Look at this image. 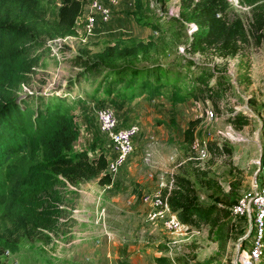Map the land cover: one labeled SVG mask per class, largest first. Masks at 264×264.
<instances>
[{
  "label": "rangeland",
  "instance_id": "obj_1",
  "mask_svg": "<svg viewBox=\"0 0 264 264\" xmlns=\"http://www.w3.org/2000/svg\"><path fill=\"white\" fill-rule=\"evenodd\" d=\"M63 1L39 4L54 19ZM225 1L227 9L212 25V20L185 23L182 18L204 0H150L165 17L156 32L132 16L134 0H121L111 8V21L99 22L93 36L85 34L78 20L76 34L60 47L43 41L44 48L53 46L51 54L29 83L17 88V97H66L77 135L60 152L43 141L31 142L10 161L15 174L0 189V264H157L155 258L162 256L173 264H249L256 230L251 200L264 189V173L257 182L264 167V0ZM200 26L208 35L198 43ZM139 43L147 48L137 61L130 57L133 65L180 68L189 86L194 67L187 62H195L215 73L211 83L224 85L223 97L174 105L168 95L143 100L138 108L136 101L129 107L137 108L133 113L129 108L117 113L121 126L134 122L140 127L134 153L116 177L106 169L90 175L91 166L109 163L115 152L97 124L100 103L88 102L101 75L79 77L83 69L76 60L91 59L108 46L131 49ZM110 108L117 112L119 106ZM207 111L214 119H208ZM196 140L208 144L205 159L198 157ZM94 146L90 159L76 156ZM57 153L72 156L73 163L54 164ZM19 168L58 180V228L36 223L18 204L24 184ZM179 176H188L190 186ZM185 187L200 205L213 207L208 223L192 222L185 224L186 231L171 233L146 221L145 194L161 191L170 206V197ZM241 200L249 204L247 213L235 215L233 208ZM257 264H264V249Z\"/></svg>",
  "mask_w": 264,
  "mask_h": 264
},
{
  "label": "trees",
  "instance_id": "obj_2",
  "mask_svg": "<svg viewBox=\"0 0 264 264\" xmlns=\"http://www.w3.org/2000/svg\"><path fill=\"white\" fill-rule=\"evenodd\" d=\"M39 1L0 0V189L15 174L10 161L31 142L43 141L60 152L64 148H69L77 135L70 114L73 106L66 97L28 96L21 99L17 97L16 90L19 86L29 83L31 74L51 54L50 47H43L45 39L53 40L76 34V23L83 16L88 0H64L54 19L46 16ZM162 2L164 4L165 0ZM134 3L135 12L132 16L138 24L152 28L156 32L161 31L159 23L165 19L164 14L158 15L157 7L154 8L150 0H134ZM226 9L225 0H204L201 6L191 10L193 12L190 14H183L182 18L185 23L201 19L204 21L203 24H208L212 20L214 25L217 23L214 21L217 14ZM178 21L168 19L169 23ZM235 29L240 31L239 27ZM200 30V33L195 34L198 43L208 35L206 28L200 26ZM193 47L197 48L198 45L195 44ZM146 48L143 43L131 49L108 46L91 59L77 58V64L83 69L79 77L101 75L97 91L90 96L88 102L100 103L98 110L118 105L119 108L117 112L115 111L117 114L136 101L138 108L143 100H155L156 97L168 95L174 105L185 104L191 99L214 100L223 97L224 85L219 80L215 84L211 83L215 73L205 70L195 62H187L188 66L194 67L193 83L189 86L184 85L186 77L180 68L133 65V61H137ZM130 57L134 60H130ZM70 87H73V83ZM102 93L104 96L97 98V95ZM137 108H129L130 113ZM131 124L136 123L121 127H128ZM109 143L112 146L110 141ZM94 149L95 146L90 150H81L76 156L84 160L90 159V152ZM103 162L98 167L91 166L89 174L95 175L96 172L107 170L109 163L105 160ZM53 163L71 164L72 156L57 153ZM20 169L24 184L18 204L36 223L52 229L58 228L61 225L59 220L61 209L56 203L60 198L56 188L58 180L51 175L36 173V176L35 173ZM262 174L263 172L258 175L257 182ZM3 175L6 177L5 180ZM178 180L189 186L191 184L188 176H179ZM190 193L185 187L170 197L172 212L186 225L192 222L208 223L213 214V207L200 205ZM254 235L253 230V237ZM155 260L157 264H173L169 258L163 256Z\"/></svg>",
  "mask_w": 264,
  "mask_h": 264
},
{
  "label": "built area",
  "instance_id": "obj_3",
  "mask_svg": "<svg viewBox=\"0 0 264 264\" xmlns=\"http://www.w3.org/2000/svg\"><path fill=\"white\" fill-rule=\"evenodd\" d=\"M120 2L121 0H88L83 16L79 18V22L83 23L85 34L93 36L99 22L109 23L112 19L111 8L117 6ZM65 41L66 37L53 40L47 39L46 43L60 47ZM48 47L52 48L51 46ZM206 114L210 120L215 117L212 111H207ZM96 117L101 132L108 138L114 149L115 157L109 162L107 170L113 177H116L134 153L135 139L139 136L141 130L138 124L121 127L119 118L112 108L97 110ZM194 148L199 158L205 159L208 157V144L205 140H196ZM262 169L264 173V167ZM251 201L255 206L254 227L256 230L252 248L248 253V261L249 264H257L264 249V189L256 192ZM143 203L149 209L145 217L147 222L160 223L164 229L171 233H181L187 230L188 227L172 212L161 191L145 194ZM248 207L247 200H241L234 206L233 213L240 216L245 215Z\"/></svg>",
  "mask_w": 264,
  "mask_h": 264
},
{
  "label": "crops",
  "instance_id": "obj_4",
  "mask_svg": "<svg viewBox=\"0 0 264 264\" xmlns=\"http://www.w3.org/2000/svg\"><path fill=\"white\" fill-rule=\"evenodd\" d=\"M154 235H155V234H154ZM123 258H124V256L121 257V259H123ZM124 261H125V262H128V259H127V260H124ZM146 264H147V262H146Z\"/></svg>",
  "mask_w": 264,
  "mask_h": 264
}]
</instances>
